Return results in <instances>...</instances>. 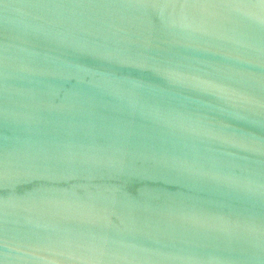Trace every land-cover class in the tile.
<instances>
[{
	"label": "water",
	"instance_id": "obj_1",
	"mask_svg": "<svg viewBox=\"0 0 264 264\" xmlns=\"http://www.w3.org/2000/svg\"><path fill=\"white\" fill-rule=\"evenodd\" d=\"M0 264H264V0H0Z\"/></svg>",
	"mask_w": 264,
	"mask_h": 264
}]
</instances>
